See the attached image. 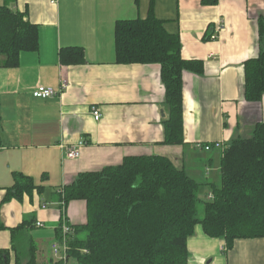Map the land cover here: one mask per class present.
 <instances>
[{"label":"crops","instance_id":"obj_1","mask_svg":"<svg viewBox=\"0 0 264 264\" xmlns=\"http://www.w3.org/2000/svg\"><path fill=\"white\" fill-rule=\"evenodd\" d=\"M5 1L37 25L39 37L38 48L20 51L14 67L2 65L0 55V220L6 227L0 247L10 252V264L16 252L24 257L27 237L35 246V264L60 262L51 249L59 238V191L78 174L117 166L134 155L165 156L200 183L205 199L211 192L207 183L219 182L223 146L252 136L264 121V93L251 102L243 89L245 61L264 48L258 31L264 0H154L155 16L168 33L179 35L182 57L203 61L201 74H182L180 144L164 141L160 64L115 62L116 20L144 18L150 0ZM218 24L216 38H209ZM72 46L82 47L84 61L64 65L59 50ZM38 86L57 93L37 98L31 93ZM91 106L100 110L99 120ZM80 139L79 156L67 158L62 146ZM218 142L219 148L203 147ZM20 173L36 187L6 199ZM86 211L82 199L67 203L64 215L73 230L87 222ZM18 226L13 248L10 228ZM186 247L185 264H264L263 238L235 239L226 249L224 239L210 237L200 224ZM70 262L77 264L72 256Z\"/></svg>","mask_w":264,"mask_h":264},{"label":"trees","instance_id":"obj_2","mask_svg":"<svg viewBox=\"0 0 264 264\" xmlns=\"http://www.w3.org/2000/svg\"><path fill=\"white\" fill-rule=\"evenodd\" d=\"M153 2L150 0L144 18L116 20L115 62L160 64L167 110L164 141L180 144L184 141L182 74H201L203 61L182 57L179 35L166 31L164 20L155 16ZM258 31L259 39L264 40V18L258 20ZM38 42L37 25L24 13L10 9L4 0L0 4L2 65L16 66L20 51H34ZM59 51L64 65L84 61L80 46ZM244 74L245 100L260 101L264 93V48L245 61ZM219 161V182L207 183L212 197L205 199L199 196L200 183L165 156L134 155L117 166L78 174L59 191L62 211L69 201L77 199L84 200L87 207V222L74 226L69 255L77 264H185L187 238L196 224L210 237L224 239L226 249L233 247L235 239H264V121L255 125L252 136L235 139L223 148ZM14 180L6 199L36 187L21 173ZM21 226L10 228L13 248L14 234ZM3 229L6 227L0 220ZM25 246L24 257L16 252L13 264L22 259L25 264H35L31 237L26 238ZM9 254L0 247V264H10Z\"/></svg>","mask_w":264,"mask_h":264},{"label":"built area","instance_id":"obj_3","mask_svg":"<svg viewBox=\"0 0 264 264\" xmlns=\"http://www.w3.org/2000/svg\"><path fill=\"white\" fill-rule=\"evenodd\" d=\"M54 0H52L53 2ZM222 28L221 24H218L215 28V30L212 31L210 34L209 38L215 39L217 36V31ZM62 86H66V80H62ZM56 91L52 89L51 87H43V86H38L32 90V93L35 97L37 98H46L48 96H54L56 95ZM91 112L93 115L94 120H99L102 116L100 110L95 107L91 106ZM83 144V140L80 139L76 143L73 144H68L63 147V151H65V156L70 159H76V157L79 156L80 150L79 147ZM220 143H214V144H204V148L206 150H210L213 147L219 148ZM225 148V146H223ZM208 197L211 198V194H208ZM60 225H59V238L54 241L51 245V249L53 251V255L58 258V261L61 262V264H68V259H69V241L73 237V227L72 225L66 220V217L64 215V211H62L61 214V219H60ZM37 225L42 226L43 224L40 222H36ZM84 252H87V250L82 249Z\"/></svg>","mask_w":264,"mask_h":264},{"label":"rangeland","instance_id":"obj_4","mask_svg":"<svg viewBox=\"0 0 264 264\" xmlns=\"http://www.w3.org/2000/svg\"><path fill=\"white\" fill-rule=\"evenodd\" d=\"M198 211H199V214L202 212V208H201V204L199 205V208H198ZM72 264V262H70ZM69 263V264H70ZM77 263V262H76Z\"/></svg>","mask_w":264,"mask_h":264}]
</instances>
